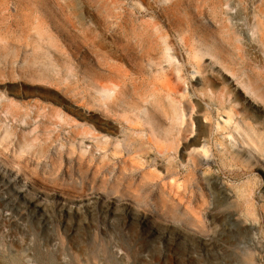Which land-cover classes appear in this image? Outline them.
<instances>
[{
    "label": "rangeland",
    "instance_id": "374dc122",
    "mask_svg": "<svg viewBox=\"0 0 264 264\" xmlns=\"http://www.w3.org/2000/svg\"><path fill=\"white\" fill-rule=\"evenodd\" d=\"M2 32L16 38L19 45L29 42L28 51L40 39L76 66L85 62L97 65L105 56L111 62L132 63L129 56L118 57L120 52H137L154 44L158 56L138 62L148 67L157 62L155 67L165 72L159 80L167 89L177 84L179 71V96L165 94V100L174 102L185 120L189 115L180 94L188 91L199 104L190 114L194 120L197 109L204 112L207 106L199 90L213 88L264 137V106L251 103L257 109L254 112L238 103L229 87L230 82L235 87L245 84L264 105V0H0ZM8 81H2L0 91L9 90L13 100L50 105L75 123L90 120L92 124L93 118L98 129L102 126L96 122L94 109L65 95L62 85L22 95L19 86L8 89ZM14 81L21 80L17 76ZM212 108L214 125L223 124L226 112L218 114L217 107ZM203 121L207 128L199 129L206 131L209 120ZM193 122L190 134L182 133L184 124L179 125L175 145L165 136L157 138L155 148L150 149L159 155L156 163L132 157L143 170L131 168L105 183L108 175L104 170L95 174V161L90 166L87 162L83 166L63 163L58 175L63 173L64 180L42 181L58 199L55 208L46 212L25 198L23 189L29 192L30 187L12 190L14 182L0 174V264H264V169L225 166L218 154L193 168L188 158L190 150L198 146V128ZM168 166L174 168L172 173H166ZM246 181L255 186L252 199L257 219L241 210L239 186ZM206 182V186L210 183L208 206L197 189ZM114 183L123 198L104 196ZM92 186L94 190L88 189ZM162 197L168 204L200 215L205 230L157 218L151 204H159L162 213V208L167 209ZM136 198L140 205L132 201ZM97 241L95 259L89 247ZM105 244L114 253H107Z\"/></svg>",
    "mask_w": 264,
    "mask_h": 264
},
{
    "label": "bare ground",
    "instance_id": "6f19581e",
    "mask_svg": "<svg viewBox=\"0 0 264 264\" xmlns=\"http://www.w3.org/2000/svg\"><path fill=\"white\" fill-rule=\"evenodd\" d=\"M14 39L16 38L7 33H0V88L3 86L2 81L7 78L9 79L7 88L16 89L19 86L18 91L22 95L43 88L47 91L52 84L62 85L65 95L76 101L82 100L84 105L93 108L97 115L96 122L102 125L98 129L93 118L92 124L90 120L75 123L73 118L50 105L16 101L9 98L8 95L11 93L9 90H2L3 93L0 91V174L14 182L12 190L13 187L18 189L30 187L32 190L29 192L23 189L25 198L28 197V202L35 203V207L40 206V209L46 212L53 210L57 205L58 199L48 193L47 186L42 181L64 180L61 176L63 173L58 175L63 163L69 166L75 164L83 166L87 162L90 166L95 161L97 166L95 174L104 170L108 175L103 180L105 183L115 175V178H119L131 168L143 170L133 163L132 157H142L147 164L156 163L159 155H153L150 149L155 148L159 140L157 138L165 136L166 140H171L167 143L176 144L174 134L179 131V125L184 124L180 128L182 133L190 134L194 120L198 128L195 137L198 146L193 147L188 155L193 168H198L213 155L218 154L225 166L234 164L249 171L264 169L263 135L251 120L239 115L228 105V98L223 96V93H218L213 88L199 90L198 95L206 101L207 106L204 112L197 109L194 120L190 114L199 104L191 99L188 91L180 94L184 98V108L189 115L186 120L174 102L173 105L165 100V94L179 96L181 75L177 71V84L172 88L168 86L167 89L165 83L159 80L164 77L165 72L155 67L157 62L150 67L138 62L139 59H153L155 55L158 56L159 48L154 44L140 49V52L129 50L125 53L120 52L118 57L125 59L129 56L132 63L111 62L108 60L109 57L105 56L97 65L85 62L76 66L68 57L63 56L64 53L60 52L59 55L53 50L52 45L40 42V39L32 45L30 51L25 50L29 42L19 45ZM199 56L205 58V54ZM163 58L164 56H160L161 61ZM15 73L21 81H14L17 77ZM221 74L229 75L225 71ZM23 83L26 84V88ZM229 87L238 103L245 107L251 103L264 106L250 93L245 84H236L235 87V83L233 86V82H230ZM144 105L146 109H143ZM214 106L217 107L218 114L226 112L227 119L223 124L217 122L214 125L212 108ZM249 107L254 112L257 111L253 106ZM203 118L209 120L207 123L209 128L206 131L199 129L200 126L207 128ZM186 147L190 149L191 145L186 144ZM173 171L174 168L171 166L166 169L167 174ZM204 184L197 185V189L201 192L202 203L208 206L210 201L206 189L210 183L207 186V182ZM88 189L94 190V186ZM109 189L110 191L103 192L104 196L112 195L116 200L123 198L117 190L116 183ZM254 190L255 186L251 181L239 186L243 198L241 210L247 216L257 219L252 199ZM128 197L131 199V196ZM66 198L68 200V197ZM132 201L137 205L141 202L139 198ZM161 201L167 209L162 208L163 212L160 213L159 204L154 206L151 204L155 216L165 221L174 219L186 226L193 225L205 230V220L200 215L193 214L188 208L182 210L175 204H168L163 197ZM231 206L240 207L239 204L235 205L232 202ZM262 211L264 212V205ZM98 248V241L89 247V252L95 259L98 257ZM104 250L110 254L114 253L108 244H105Z\"/></svg>",
    "mask_w": 264,
    "mask_h": 264
}]
</instances>
